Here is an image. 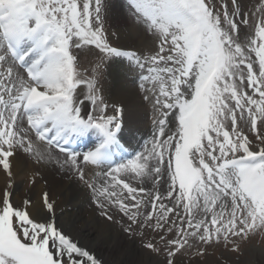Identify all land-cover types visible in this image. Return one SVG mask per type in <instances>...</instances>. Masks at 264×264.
<instances>
[{
    "label": "snow or ice",
    "instance_id": "obj_1",
    "mask_svg": "<svg viewBox=\"0 0 264 264\" xmlns=\"http://www.w3.org/2000/svg\"><path fill=\"white\" fill-rule=\"evenodd\" d=\"M129 9L150 34L147 55L110 45L102 0H0V264H104L58 223L48 192L35 215L31 201L13 202V161H48L53 148L100 215L150 236L144 246L164 254L163 264L193 247L197 255L221 245L238 251L264 230V16L245 48L238 34L252 16L241 0H130ZM85 46L127 60L151 84L144 98L159 114L156 130L150 147L126 162L111 158L122 109L113 105L109 115L77 71L74 52ZM82 84L87 93L77 94ZM88 135L96 137L89 150L68 147ZM92 168L101 172L89 177ZM146 178L151 188L141 186Z\"/></svg>",
    "mask_w": 264,
    "mask_h": 264
},
{
    "label": "bare ground",
    "instance_id": "obj_2",
    "mask_svg": "<svg viewBox=\"0 0 264 264\" xmlns=\"http://www.w3.org/2000/svg\"><path fill=\"white\" fill-rule=\"evenodd\" d=\"M113 11H117V9L113 8ZM117 18L119 21H122L119 22L122 23V26L117 27V42H120V47L130 49L131 51H133L132 48H135V50L140 51L137 46L135 47V45H132V43L136 41L140 45L143 44V51L141 50V52L148 53V49L152 47V41L148 38L149 36L147 37L135 24L129 23L124 15L121 17L119 14H116L115 19L117 20ZM142 41L145 43H142ZM108 72L107 84L110 87V92L107 93L106 96H108V99L113 101V103L116 102L119 104V108L122 109V113L118 114L124 126L121 140L131 151L135 150L136 147L138 153L142 152L146 147H150L153 136L149 138L148 142L143 144L140 142L141 134H147L155 120L159 118V114L154 110L153 105L144 98L145 89L150 88L151 84L142 82L140 70L130 68L127 60L110 65ZM80 90L85 92V90L80 87L77 90V94H79ZM85 103L87 105V110L93 113L90 108V103L87 101H85ZM116 103L114 104L117 105ZM108 114L111 115L112 112H108ZM130 130L132 131L130 132ZM88 136L82 137L81 141L84 142ZM34 149L36 151H46L47 145L44 142L36 141L34 143ZM65 158V154L59 153L54 148L51 152V159L48 161H40L39 163L31 156L22 155L20 158L13 161L12 180L14 182V176L15 180L25 177L27 181L28 178V188L35 192L34 196L29 197L33 200L31 204L28 205V210L31 213L39 206L38 194L43 192L49 193L50 198L56 204V208L63 207L66 210L70 205V208H72L71 210L77 212L79 208L82 209L80 206L84 202L88 213V219L79 226L68 222L74 214L68 215L66 211L56 215L57 220L65 228L71 226L73 235L80 239L82 243L89 244L99 257L107 259L110 251L111 255L115 258L111 261L113 263L119 262L121 258L127 256L129 252H131L130 249L133 250L131 246L132 239H124L123 233L120 232L118 228L114 227L111 222L99 219L96 214L95 205L90 204V207L86 206L89 199L88 197L90 196V190L84 188L83 184L74 177V169L71 171L68 170L69 165L65 164ZM99 172H101V170L97 168H92L91 170L86 169V174L89 177H93L95 173ZM132 179L136 183H133ZM132 179L130 178L132 181L131 184H140L138 179L133 176ZM2 181L3 176H0V184H2ZM146 184L151 187L152 180L147 178L145 185L143 184L141 186L148 187ZM18 188L19 186L15 183L13 191ZM12 199L16 205H20L22 202V200H19L14 195ZM85 211L86 210H82L78 213L80 216H83ZM119 241L126 244V248L121 249V252L125 253L121 254L118 251L117 253L115 252V246L113 245ZM140 258L144 261L149 259L147 254L140 256ZM150 264H153L152 260H150Z\"/></svg>",
    "mask_w": 264,
    "mask_h": 264
},
{
    "label": "rangeland",
    "instance_id": "obj_3",
    "mask_svg": "<svg viewBox=\"0 0 264 264\" xmlns=\"http://www.w3.org/2000/svg\"><path fill=\"white\" fill-rule=\"evenodd\" d=\"M129 3H130V0H102L101 15L103 18V27L105 31V36L108 39L110 45L113 47H120V42H117V38H118L117 27L122 26V23H119L122 21H119L118 18L117 20L115 19L116 14H119L121 17L124 15L125 19H127L129 23L135 24L137 27L140 28V30L147 37L149 36L148 38H150V34L144 31V26L137 21L135 16L130 11ZM241 3L243 5L244 11L252 16L250 24L247 26L241 25L240 32L238 34L239 39L237 42H241L242 46L246 48L248 41L252 38H255V24L258 22L261 16H264V13L257 11V9H259L262 5H264V0H241ZM113 8L117 9V11H113ZM245 33H247V36L245 35ZM143 42L144 41H142V43ZM132 45L133 46L135 45V47L136 46L138 47V50L140 51H137L135 50V48H132L133 51L138 52V54L141 53V50L143 51V47H142L143 44L140 45L138 42L135 41L132 43ZM96 52L97 50L95 49H93L90 52L88 49V46H85L81 50L75 51L74 54L77 55V71L80 74V76L83 77L85 81H92L95 84L96 88L99 90L98 94L102 95L104 100L108 103V106H109L108 112H112L111 111L112 106L115 105L114 103L116 102L113 103V101H110L108 99V96H106L107 93L110 92V87L107 84L108 75H109L108 71H109L110 65L115 64L117 62H121V61L118 59L117 60L102 59L101 56L96 54ZM144 54L147 55L148 53H144ZM80 87H82L85 90V93H87L86 84L81 85ZM116 106L119 107L120 105L117 104ZM90 108L94 114H96V112L98 111V109H94L91 104H90ZM155 130H156V125L154 123L150 131L147 134H141L140 142H142L143 144L148 142L149 138L153 136V133L155 132ZM135 150H136V147H135ZM125 178L128 182L132 183V181L130 180V178L132 179L131 175H128ZM148 179L151 180V178H148ZM146 182H147V178H146ZM15 183H17V186H19V188L13 191V195L17 197L19 200H22L21 204L18 206L24 207L25 201H31V202L33 201L29 197L34 196L35 192L34 190H29L28 185H27L28 178H27V181L25 177L15 180V176H14L13 186L15 185ZM133 183H136V182L133 180ZM146 186H148L146 188L152 187V186L149 187L150 185H147V184ZM43 193L38 194L39 206L33 211L32 213L33 215H35L36 212L41 208L40 202H41ZM88 198H89L87 202L88 204L86 203V206L90 207L91 205H94L92 203L91 191H90V196ZM70 207L71 206L69 205L66 210L63 207L56 208L55 215H59V213L63 211L68 212V215L74 214L68 220V222L71 224H76L77 226H79L81 223H83L85 220L88 219V213L84 205V202L80 206L82 209L79 208L77 212L71 210L72 208ZM82 210H86V211L83 216H80L78 212ZM95 210H96L97 217L99 219L106 220L103 216L100 215V212L97 208ZM119 219H120L119 216H117L115 221H109V222H111L114 227L118 228L119 231L123 233L124 239H132L131 246L133 250L130 249L131 252H129L127 256H124L123 258H121V260H119V262L117 263H113L111 261L115 258L111 255L109 251V257L107 259L106 258L102 259L100 257L104 261V264H150V260H152L153 264H163V261L165 260L164 254L157 255L155 253H152L149 249H147L144 246V242L147 239H150L151 237L150 236L145 237L142 240L139 234L132 235V234L125 232L123 230V225L119 222ZM58 223L60 222L58 221ZM125 245L126 244L121 241L115 243L113 245L115 246L114 248L115 252L117 253L118 251L121 254L125 253V252H121V249L126 248ZM197 251L198 249L193 247L190 250L183 252L182 255H178L176 257V264H264V230L256 231L245 241L241 242L238 251H232L230 247L226 248L223 245H221L220 247H216V246L208 247L206 251H204V249H199V251L203 253L201 255H197L196 254ZM144 254H147L149 259H146L145 261L142 260L140 256Z\"/></svg>",
    "mask_w": 264,
    "mask_h": 264
}]
</instances>
